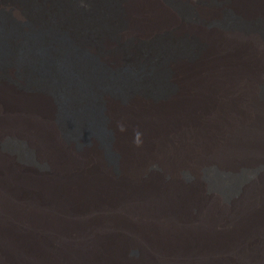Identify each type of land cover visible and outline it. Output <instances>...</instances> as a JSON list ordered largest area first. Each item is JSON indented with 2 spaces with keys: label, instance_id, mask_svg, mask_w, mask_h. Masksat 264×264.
Masks as SVG:
<instances>
[{
  "label": "bare ground",
  "instance_id": "6f19581e",
  "mask_svg": "<svg viewBox=\"0 0 264 264\" xmlns=\"http://www.w3.org/2000/svg\"><path fill=\"white\" fill-rule=\"evenodd\" d=\"M26 1L0 2L18 25L0 22V264H264V0H218L231 26L203 23L217 7L193 22L164 0ZM166 30L196 39V56L158 43L121 69L123 33ZM165 63L174 90L141 93L159 91ZM208 168L241 178L211 184Z\"/></svg>",
  "mask_w": 264,
  "mask_h": 264
},
{
  "label": "rangeland",
  "instance_id": "374dc122",
  "mask_svg": "<svg viewBox=\"0 0 264 264\" xmlns=\"http://www.w3.org/2000/svg\"><path fill=\"white\" fill-rule=\"evenodd\" d=\"M6 2L9 0H0V2ZM117 1V0H116ZM166 3H169L176 11L182 15V17L186 21H193L195 22L196 19L195 16L193 17L194 14H196L195 9L197 8V5H201L202 7H217L220 9L221 12V18L220 19H212L208 20L206 23L203 22L206 26H216L217 24L221 23L222 25L226 26H231V25H236L238 24V21L236 17L229 9L224 7V3L218 0H164ZM22 4L25 6V8L29 11V6L27 5L28 2L26 0H21ZM121 6V5H120ZM115 9H118V4L117 2L115 3ZM262 18H257L252 22V27L258 29L259 31L262 32L264 36V29L261 26L262 24ZM0 22L4 28V31H9L11 34L15 28H18L16 22L13 21L12 16L8 12H6L4 9L0 7ZM11 29V30H10ZM12 35V34H11ZM123 39L120 43L117 42V48L119 51V56H121V59L123 60V65L121 66L122 68L129 67V63L127 62L128 57L130 55V51L134 50L138 53H145L149 48L151 47H156L155 44L165 46V45H171L175 44L176 49H173L171 51V56L169 57H181V56H190V58H194L197 54V51L200 50L201 45L200 43L194 39V38H189L188 36H182V37H174L170 31L166 30L164 32H161L160 34L156 35L155 41H151L150 43L146 42L145 39L143 38L142 35H140L137 32H132L129 34L127 37H125L124 33ZM165 44V45H164ZM159 46V45H158ZM160 47V46H159ZM168 56L165 55L166 58ZM7 64H12V61L10 57H0V69L4 67ZM18 67V66H17ZM23 66H20V69ZM25 69H23L24 71ZM23 71H20V74L23 75ZM25 75V73H24ZM159 91H154L149 90V89H144V91H141V93H146L150 96H164L168 95L170 92L174 90V85H172L170 82L168 83L167 77L170 75V69L167 66V63L163 64L159 71ZM258 95L264 99V84L260 87ZM59 110H58V115H57V120L59 127L63 133L64 138L74 140L77 145H80L83 140H78L75 135V130L72 127V124L70 122V119L67 116L66 110L64 108V104L60 103V100H57ZM111 133V132H110ZM100 139L101 145L104 149L105 157L107 161L111 165H115L116 162V156L115 154L111 151L109 148L110 142H111V137L108 134H104ZM7 141V140H6ZM4 142L3 148L9 151H12L17 154L20 160L23 162H26L29 164L31 162V157L29 156V151L26 150L24 147H22L21 144L17 143L13 139L9 140L8 142ZM157 169V168H156ZM155 169V170H156ZM220 171L208 168L205 170L204 175L208 179V181L213 184L218 181H224V183H229V184H236L238 180H240L241 175L237 176V180L233 179L235 177H231L230 175H219ZM222 173V172H221ZM180 176L184 182L192 183L193 182V175L191 174H185ZM239 178V179H238ZM230 188H226L224 191L229 190ZM231 190L228 191V193Z\"/></svg>",
  "mask_w": 264,
  "mask_h": 264
}]
</instances>
